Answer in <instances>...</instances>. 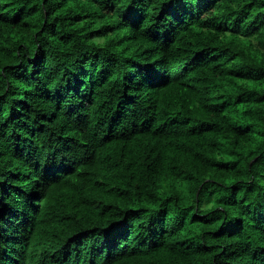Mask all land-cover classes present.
Segmentation results:
<instances>
[{"label": "trees", "instance_id": "obj_1", "mask_svg": "<svg viewBox=\"0 0 264 264\" xmlns=\"http://www.w3.org/2000/svg\"><path fill=\"white\" fill-rule=\"evenodd\" d=\"M0 264H264V0H0Z\"/></svg>", "mask_w": 264, "mask_h": 264}]
</instances>
